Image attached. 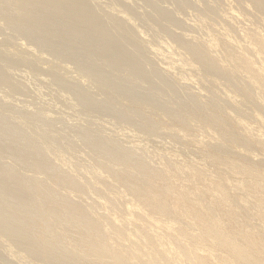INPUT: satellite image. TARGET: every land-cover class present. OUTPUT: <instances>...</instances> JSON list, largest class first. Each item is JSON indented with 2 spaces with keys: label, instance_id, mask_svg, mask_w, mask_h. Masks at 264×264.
<instances>
[{
  "label": "bare ground",
  "instance_id": "bare-ground-1",
  "mask_svg": "<svg viewBox=\"0 0 264 264\" xmlns=\"http://www.w3.org/2000/svg\"><path fill=\"white\" fill-rule=\"evenodd\" d=\"M87 1L0 0V26L6 30L11 24V28L17 25L20 29L16 35L22 34L20 37L27 36V39L29 35V39L33 41L36 38L39 42L51 40L54 48L58 50L63 47L71 52L80 48L87 53L88 58L92 57L96 64L100 62L108 72L111 71L113 78L115 74L119 75L120 71L123 81L132 83V88L142 86L139 89L142 93L143 86L147 84L144 89L147 95L138 94L139 91L138 95L125 90L118 92L122 99L118 100L127 102L128 105L119 104L122 109H118L119 107L113 106L112 101L110 106L114 107L113 110L117 109V112H114L115 118L126 120L125 124L128 121L135 122L134 125H127H131V134L137 133V138H156L166 134L171 143L175 144L159 147L152 138L153 140L149 139L147 142L153 141L157 147L153 144L155 147L149 150L152 147L147 146L151 143L149 142L145 143V149L141 150L144 147L143 138L142 146H135L132 150L126 147L127 145H118V140L112 139V136L101 138L99 133H89L86 132L87 129H81L83 132L77 137L81 141H76L80 144L82 142L85 149L91 153L89 155L87 152L89 157L91 156L88 157L90 162L87 161L89 165L85 163L90 169L89 172L84 171L88 177H83L87 179L77 178L76 174L77 179L73 177V172L78 171L73 170L75 165L73 166L71 161L73 167L69 166L70 163L66 159L57 166L43 157L42 153L45 150L50 151V148L57 153L61 150V146L53 145L55 139L49 134L45 140L39 141L38 147L33 149L32 146L31 152L23 154L24 157L21 158L24 159L19 163L21 167L18 165L20 169L27 166L28 172L37 174V177L27 176V173L22 172L21 174L19 170L9 171V166L0 162V242H3L2 238H8V241L11 239V245L5 239L3 242L8 243L7 249L4 247L7 253L14 254L12 248L17 247V250L28 252L27 254L34 258H43L56 264H264V0H226L228 3L225 5L220 4L224 2L220 0H194V25L188 26H194L199 32L195 36L186 35L181 28L178 30L177 25L173 29L183 34H172L175 30L170 32L171 29L170 33L167 31L169 34H166L163 30L166 27L167 30L171 28L165 24H177L176 17L183 15L184 11L177 10L179 0L175 12H170H174L172 15L178 14L175 18L174 15L170 17L172 15L169 10L167 13V9L158 8L160 5L156 7L153 0H145L148 10L151 9L149 12H152L149 13L150 16L148 13V16L144 14L145 11L135 13V9L132 11L134 7L129 9L128 5H122L115 0H109L110 2L105 4H108L107 13L105 9L102 10V4L100 10L104 12L98 11L99 8L96 10V5L92 6L94 4L91 5ZM185 1L180 0L179 3L186 8L188 5ZM169 2L173 3L172 0ZM187 2L189 3V0ZM191 6L186 9L191 11ZM107 7L111 13L117 12L121 17L111 14ZM137 14V18L143 17L142 21L145 18L144 24L148 23L147 26L154 25L155 29H158L155 30L157 34L163 32L166 36L169 35L167 42L164 35L163 42L158 41L161 39L155 41L158 44L155 49L159 55L157 57L164 56L160 54L165 52L164 54L170 57L165 60L171 61L168 65L165 61L167 67L161 68L159 76L156 75L158 70L145 71L144 67L149 62L143 61L144 58L141 59L139 52L143 45L149 46L148 48L150 45L151 48L157 45H152L154 42L149 43L148 39L151 38H146L147 35L143 40L144 32L141 30L138 32L142 36L139 44L129 41V28L134 25L138 27L135 24ZM156 36L155 38H158ZM75 37L90 38L91 42L84 39L85 42L82 43L81 40H75ZM105 41L108 43L103 44ZM51 47L54 50L53 46ZM19 50L12 49L8 52L13 56L20 53ZM29 52L30 50L27 53ZM26 54L24 52V55ZM149 66L146 68L150 70ZM175 66L181 71L185 66L184 71L189 67L187 72H180L185 74L180 75L185 81L194 80L197 77L194 75L198 73L199 77L195 79L198 84L205 86L209 83L214 89L217 88L219 96L215 94L216 89L213 92L212 87H208L210 93L206 91L207 87L201 88L206 91L205 94L188 92L187 87L191 84L181 85L180 95L179 91L175 94L179 87L176 90L170 87L172 80L175 83L174 79L170 83L163 77L169 75ZM151 67L153 70L154 66ZM142 68L144 72L141 74L145 75L147 72V79L142 76L139 79L140 73L136 76ZM81 73L80 76L85 78L93 72ZM2 76L0 75L1 84L6 81ZM147 76L153 79V82H148L150 80ZM202 80L206 83L202 84ZM113 85L109 82L103 88L116 89ZM156 86L162 88L159 90ZM62 96L64 97L63 94ZM83 98H80V101ZM111 98L108 97V101H111ZM2 117L3 115L1 119ZM8 119L10 118H3L5 121L0 123V147H4L0 149V153L4 151L2 155L5 156L1 155L2 160L6 157L8 160L17 158L24 147L28 149V146L33 144L26 134L24 137L17 132H8ZM22 133L24 134V131ZM161 133L163 134L159 135ZM62 136L66 137L64 134ZM14 168L16 169L15 166ZM39 174L41 178H38ZM74 194L77 197L86 195L85 202L93 196L97 200L96 203H93L95 198L94 201L92 199L93 202H87L92 205L67 200L69 195L71 197ZM5 220L8 222L6 226L3 225Z\"/></svg>",
  "mask_w": 264,
  "mask_h": 264
},
{
  "label": "rangeland",
  "instance_id": "rangeland-1",
  "mask_svg": "<svg viewBox=\"0 0 264 264\" xmlns=\"http://www.w3.org/2000/svg\"><path fill=\"white\" fill-rule=\"evenodd\" d=\"M107 1H109V0H103V1H101V0H99V1H97V0H88L87 2H89L91 5L92 4H94V5H92V6H95L96 5V10L98 9V11H101L100 9L102 8V10H104L106 13H107V11H106V6L108 5H105L106 3H109V2H107ZM126 1V2H125ZM115 0V2H117V3H121L122 5H123V3L124 4H126V5H128L130 8L129 9H131V8H133L132 9V11L134 10V11H136L135 13H138V12H143L144 13V11H145V13L144 14H146L147 15V13H148V15L150 16V14H152V12H149L151 9H149L148 10V7H147V2H145V0ZM127 1H128V3H127ZM133 1V2H132ZM152 1V0H151ZM153 1H155L156 3H153V4H156V7H158L157 5H160L158 8H160V7H163V8H165V9H167L166 10V12L168 11L169 12V14H171L172 15V13H174L175 11V9H177V10H180V11H184V13H182L183 15L181 16H179L178 14V16L176 15V13H175V15H174V17H173V15L172 16H170L171 18L173 17V18H175L176 16L178 17H176V19L175 20H177V21H175L177 24H173V23H167V24H165V25H167V26H171V28H169L168 30L166 29V28H164V26H162V25H159L160 27H162V28H164L163 30L165 31V33L167 34L168 32H169V30H170V32H172L173 30H175V29H173V28H175L176 27V25L178 26V30H179V28H181L182 30H184V32L186 33V35H188V36H195V34L196 33H198L199 34V32H197V30H196V28L194 27V26H191V27H189L190 25H194V17H193V15H192V13H194L195 12V10H196V6L193 4L195 1L194 0H189V3L187 2V0L185 1L186 3H187V5H188V7H186V8H189V6H191L192 4H193V6L195 7H193V6H191L190 7V9H191V11H189V9H186L185 8V6H182L181 4L182 3H179L180 2V0H179V2H178V4H180V5H176V3H177V0H172L173 1V3L172 2H169V0H165V1H163V0H153ZM171 1V0H170ZM220 1H226V0H220ZM230 0H228V2H229ZM97 2L99 3V4H97ZM130 2V3H129ZM159 4H158V3ZM161 2V3H160ZM175 2V3H174ZM181 2H183V0H181ZM205 2H206V0H205ZM219 2V1H218ZM220 3V4H226V3H228L227 1L225 2V3ZM142 3V4H141ZM167 3V4H166ZM170 3V4H169ZM100 4H102L103 6H101V8H100ZM136 4V5H135ZM208 4V3H207ZM99 5V6H98ZM104 5H105V8H103L104 7ZM133 5V6H132ZM146 5V6H145ZM165 5V6H164ZM205 5V4H204ZM166 6H168V7H166ZM176 6H177V8H176ZM223 6V5H222ZM182 7V8H181ZM108 8V11L110 10L109 9V7H107ZM145 9H147V10H145ZM160 9H162V8H160ZM194 9V10H193ZM164 10V9H163ZM104 11H101V12H104ZM138 11V12H137ZM146 11H148V12H146ZM171 11H174V12H172V13H170ZM110 13H111V11H109ZM114 12V11H113ZM111 13V14H115V12L114 13ZM165 12V11H164ZM167 12V13H168ZM150 13V14H149ZM191 14V15H189V14ZM116 14H117V12H116ZM115 14V15H116ZM139 14V13H138ZM138 14L135 16L136 18V25L138 26L137 28L135 27V25L132 27V28H129L130 26H127L128 28H129V31H130V35H131V39L129 40L130 41V43L131 42H135V43H138L139 44V41L141 40V38L140 37H142V39L144 40V39H146V38H151V39H148L149 41V43H152V42H154V43H152V45H157L156 47H154V46H152V48H151V45H150V48H148L147 46H142L141 48H140V54H141V59L143 60V58H144V60L143 61H147V63H148V65H150L149 66V68H150V70L148 69V68H146V67H148V65L147 66H145L144 68H145V71H146V69H147V72H149V71H154V70H158L157 71V76H159L158 75V72H160L161 71V68H163L164 69V67L166 66V65H168L170 62H168L167 60H169V58L170 57H168L166 54H164V53H162V54H160V55H164V56H161V57H157V52L155 51V49H157L158 48V44H157V42H155V41H157V39H161V40H158V41H160V42H163L165 39V37H163V39H162V36L164 35V36H166L165 35V33H161L160 31V33L161 34H157V30L155 29L156 27H154V25H152L153 27H154V29H153V27H149V25L147 26V24H144L145 23V18L143 19V21H142V16H139L138 18H137V16H138ZM180 14H181V12H180ZM118 16H120L121 17V15L120 14H117ZM147 15V16H148ZM146 16V17H147ZM189 16V17H188ZM142 17V18H141ZM182 17V18H181ZM184 17H187V18H184ZM190 17L192 18V19H190ZM184 18V19H183ZM182 21H181V20ZM182 22V24L180 23V21ZM138 21H139V23H138ZM188 21V22H187ZM190 21V22H189ZM188 24H187V23ZM192 22V23H191ZM244 24H245V22H243ZM140 24V25H139ZM143 24V25H142ZM13 24H11V26H12ZM142 25V26H141ZM151 25V24H150ZM189 25V26H188ZM240 25V24H239ZM238 25V26H239ZM246 25V24H245ZM3 26V25H2ZM11 26H9V27H7L6 28V30H3L4 28L3 27H1L0 26V28H1V33L3 32H5L4 34L2 33V35H1V33H0V75H3L2 77H3V79H4V81H5V83H0V123H1V121H5V120H7V117H9L10 119H8V121L7 122H9V129H8V132H12L13 131V134H14V132H17V133H19V135H21V136H24L25 134V136L26 137H30V139H32V141H33V144L31 143V146H28V149L26 148V149H22V150H24V151H22L21 150V152L18 154V157L16 158H9V160H8V158L6 157V158H4L3 160L1 159V155H2V153L4 152H2V153H0V162H1V164L2 165H4V166H9V171L11 170V169H13V170H11V171H14V170H19V172L21 173H23V174H25V173H27L26 175L27 176H36L37 177V174L35 175V173H32V172H28L29 171V169L27 168V166H23V168H21L20 169V165H19V163H20V161H21V159H24V158H21L22 156L24 157V155L26 154H28L27 152H31L35 147H38L39 146V143L41 142V140H45V138H47V137H53L55 140H53V145H57V146H61V150L57 153L53 148H50L49 150L50 151H44L43 153H42V155H43V157L45 156V159H47L48 158V160H50L49 162H53V164H55V165H60V164H62L61 163V161L62 162H64L65 160L64 159H66V161H69L68 163H70V161H71V163H72V165L74 166H72L71 165V163L69 164V166L71 165L72 167H73V170L74 169H76V172L77 173H75V172H73V177H75L76 178V175H77V178L78 177H81V178H84V179H87V178H85V177H88V176H86V174H85V172H89L90 171V169L87 167L88 165H89V158L91 157H89V155H91V153H89V151L87 150V149H85V147L83 146V143L81 142V144L80 143H78V141L80 140V139H77V137L79 136L78 134H80V132L82 133L84 130H86V132H88L89 131V133H99L100 134V136L99 137H101V138H104L105 136H112V139H114V140H118L117 141V144L118 143H120V144H124L126 147H130V148H132V150H133V148H135V146H139V145H141L142 146V144H143V142H144V147H142V149L141 150H143V149H145V143L147 144V143H149V142H151L150 144H147V146L150 148V146L152 145V147L149 149V150H151L152 148H153V146L155 145L154 144V142L156 143V145L157 146H159V147H164V146H167L168 147V145L169 146H172L173 144H175V143H171V140L168 138V136L166 135V134H163V133H161V134H159V135H162V136H158V137H156V138H154V137H152V138H154V142L153 141H149V142H147V140H153L152 138H150V137H146L147 139H145V137H142V136H140V137H135V135H137V133H132L131 134V131H130V129H132V128H130V126H128L127 124L129 123V124H132V125H134V124H136L135 122H129L128 121V123L127 124H125L124 122H126V120L125 121H121V120H119V119H117V118H115L116 116L114 115L116 112H117V109L114 111L113 110V108L115 107V108H118L119 107V104H125V105H128V103L126 102H122L121 100V97H120V94L118 93V92H121V91H123V90H125V91H127V92H130V93H133V94H135V95H138V94H143V95H147L148 93H147V91L145 90L144 91V89H145V87H147V84H145L146 86H143V92L144 93H142L141 92V90H139L140 88H142V86L140 87H136L138 90H136V88H132V83H127L126 81H123V79L121 78V72L119 71V75H117V74H115L116 76H114V78H113V75L114 74H112V72L110 73V72H108V70H106L105 69V67H103L104 65H102V64H100V62H99V64L97 63L96 64V62L92 59V57H91V59L90 58H88V56H87V53L85 52V51H81L80 50V48H78V50L76 49V50H71V52H69L67 49H65V48H63V47H59V50L57 49V48H54V45H53V42L51 43V40L49 41L48 39H46V40H42V42H39V41H36V38L34 39L36 42H39V43H36L34 40L32 41L31 39H29V35H28V39H27V36H21L20 37V35H22V34H18V35H16L18 32V30L20 29L17 25H15V27H18L17 29L14 27H12L11 28ZM140 26V27H139ZM173 26V27H172ZM241 26H242V24H241ZM11 28V29H10ZM191 28L193 29V30H191ZM146 29V30H145ZM177 29V28H176ZM180 29V31L179 32H181L182 30ZM194 29H195V31H194ZM11 30L13 31V32H11ZM140 30H141V32H144L143 34H145V35H143L142 34V36H141V33H138V32H140ZM153 30V31H152ZM156 30V31H155ZM162 30V31H163ZM186 30V31H185ZM190 30V31H189ZM135 31V32H134ZM155 31V32H154ZM168 31V32H167ZM192 31L193 32H195V33H192ZM9 32V33H8ZM113 32V31H112ZM154 32V33H153ZM169 32V33H170ZM183 34V32L182 33H178V31L177 30H175V31H173L172 32V34ZM191 34H190V33ZM14 33V34H13ZM114 33V32H113ZM149 33V34H148ZM168 33V34H169ZM189 33V34H188ZM24 35H26L25 33H23ZM115 34V33H114ZM140 34V35H139ZM172 34H170V35H172ZM198 34H196V35H198ZM5 35H7V36H5ZM147 35V37L146 38H144V36H146ZM149 35H152V36H149ZM156 35H159V36H161V37H158V36H156ZM5 36V37H4ZM12 36V37H11ZM155 36L156 37H158V38H155ZM3 37V38H2ZM17 37V38H16ZM23 37V38H22ZM24 37H26V38H24ZM33 37V36H32ZM37 37V36H36ZM169 38V35L168 36H166V38ZM5 38V39H4ZM66 37H64V39H65ZM132 38H134L133 40H132ZM135 38L137 39V40H135ZM139 38V39H138ZM166 39L165 41L167 42V40H169V39ZM1 39H2V42H1ZM8 39V40H7ZM33 39V38H32ZM78 40L79 42H81L82 41V43H84L85 42V40H87V41H89V43L91 42V40H90V38H81V37H75V40ZM85 39V40H84ZM89 39V40H88ZM154 39V40H153ZM156 39V40H155ZM6 41V42H4V41ZM28 40H29V42L30 43H28ZM37 40H38V38H37ZM81 40V41H80ZM105 40V39H104ZM103 40V41H104ZM106 40H108V39H106ZM135 40V41H134ZM8 41V42H7ZM27 41V42H26ZM31 41H32V44H31ZM86 41V43H88ZM109 41V40H108ZM108 41H107V43H108ZM137 41V42H136ZM12 42V43H11ZM160 42H158L159 43V45L161 44ZM5 43H7V44H5ZM10 43H11V45H10ZM51 43V44H50ZM88 43V44H89ZM103 43V42H102ZM106 43V41L103 43V44H107ZM21 44V45H20ZM28 44V45H27ZM45 44V45H44ZM6 45V46H5ZM33 45H35V46H33ZM162 45V44H161ZM4 46V47H3ZM11 46V47H10ZM18 46H21V47H19L18 48ZM24 46V47H23ZM26 46V47H25ZM41 46V47H40ZM51 46H53V48H54V50L52 49V47ZM17 47V48H16ZM145 47H147V48H145ZM162 47H164V46H162ZM5 48V49H4ZM25 48H26V51H24L25 50ZM40 48V49H39ZM41 48H42V50H41ZM62 48V49H61ZM128 48H130V47H128ZM5 51H4V50ZM12 49L14 50V49H17V50H19V52L20 53H18V54H16V55H9V52L8 51H12ZM22 49H23V51L25 52V54L30 50V54L33 56H29L30 54L29 53H27L26 55H24V52L22 51ZM27 49H29V50H27ZM145 49V50H144ZM150 49V50H149ZM2 50V51H1ZM58 50V51H57ZM62 50H66L65 52L64 51H62ZM39 51H42V52H39ZM22 52V53H21ZM55 52V53H54ZM61 52V53H60ZM152 52V53H151ZM51 53H53V54H51ZM70 53V54H69ZM159 53V52H158ZM8 56H7V55ZM29 54V55H28ZM67 54H69V55H67ZM47 55V56H46ZM66 55V56H65ZM73 55V56H72ZM155 55V56H154ZM165 55H166V57H165ZM18 56V57H17ZM28 56V57H27ZM45 56V57H44ZM71 56V57H70ZM79 56V57H78ZM81 56V57H80ZM153 56V57H152ZM159 56V55H158ZM12 57V58H11ZM32 57V58H31ZM49 57V58H48ZM87 57V58H86ZM148 57V58H147ZM150 57V58H149ZM164 59H163V58ZM168 57V58H167ZM26 58V59H25ZM157 58V59H156ZM167 58V60H165ZM173 58H175L176 59V57H173ZM26 60V61H24V60ZM29 59V60H28ZM76 59V60H75ZM163 61H162V60ZM8 60H9V62H8ZM12 60V61H11ZM35 60V61H34ZM39 60V61H38ZM78 60V61H77ZM151 60V61H150ZM2 61V62H1ZM19 61V62H18ZM101 61V60H100ZM154 61V62H153ZM159 61H161V62H159ZM165 61L166 62H168L167 64L165 63ZM33 62V63H32ZM42 62H44V63H42ZM61 62V63H60ZM74 62V63H73ZM151 62V63H150ZM153 62V63H152ZM158 62V63H157ZM102 63V62H101ZM49 64V65H48ZM64 64V65H63ZM160 64V65H159ZM166 64V65H165ZM46 65H47V67H46ZM53 65V66H52ZM100 65V66H99ZM64 66V67H63ZM67 66V67H66ZM70 66V67H69ZM81 66V67H80ZM151 66H154L153 67V70L151 69L152 67ZM49 67H50V69H49ZM75 67H76V69H75ZM167 67V66H166ZM13 68V69H12ZM66 69V72H65V69ZM69 69V71H67L68 69ZM96 68V69H95ZM144 68H142L141 69V71L140 72H137L138 74H136V76L137 75H139V73H140V75H139V79H140V77L142 76L143 77V79H145L146 78V74H147V72H145V75H142L143 74V72H144ZM156 68V69H155ZM176 68H178L177 66H175L174 67V69L172 70L171 69V71L169 72V75H170V77H169V75L167 74V75H163V77H164V80H167V81H171L172 79H174V81H175V83L173 82V80H172V86H170L171 88H172V90H176L178 87V89L175 91V94H178L179 93V95H180V93H181V85H184V84H186V85H188V84H191L189 87H187L188 89V92L189 91H191L192 93H200V94H205V92L206 91H208L209 89H212L214 86H211L209 83L207 84L205 81H201V83L203 84L204 82L206 83H204L205 84V86H201V85H199L198 84V82L195 80L197 77H199V75H197L198 73H196L195 75H194V77L195 76H197V77H195L194 78V80L192 79V80H190L189 78V81H187V79H186V81H185V79H183V77H180V75L183 73V71H184V69H186V66H185V68L181 71V69H176ZM11 69V70H10ZM27 69V70H26ZM78 69V70H77ZM79 69H81V70H79ZM104 69V70H103ZM47 70H48V72H47ZM189 70V67H187V71ZM6 71V72H5ZM8 71V72H7ZM60 71H62V72H60ZM80 71V72H79ZM175 71H177V72H175ZM186 71V70H185ZM185 71H184V73H185ZM186 71V72H187ZM29 72V73H28ZM41 72H42V74H41ZM69 72V73H68ZM81 72H93V73H90V74H88V76H86V77H88V78H82L83 77V75L82 76H80L82 73ZM102 72V73H101ZM141 72H142V74H141ZM174 72V73H173ZM180 72H182V73H180ZM2 73V74H1ZM7 73V74H6ZM75 73H76V75H75ZM81 73V74H80ZM156 73V72H155ZM161 73V72H160ZM178 73H180L179 75H178ZM5 74V75H4ZM13 74V75H12ZM39 74V75H38ZM71 74V75H70ZM108 74V75H107ZM177 74V75H176ZM44 75V76H43ZM54 77H53V76ZM108 77H110V78H108ZM148 75H149V73H148ZM185 76V74H182V76ZM5 76V77H4ZM90 76H92V78L90 77ZM112 76V77H111ZM118 76H120V77H118ZM150 76V75H149ZM201 76V75H200ZM39 77V78H38ZM51 79H50V78ZM117 77V78H116ZM138 77V76H137ZM141 77V78H142ZM145 77V78H144ZM148 77V76H147ZM176 77H177V79L179 78V79H183L182 81L180 80L179 81V79H178V81H179V83L180 84H178V81H177V79H176ZM47 78H49V79H47ZM82 78V79H81ZM122 80H121V79ZM149 78V77H148ZM186 78H187V75H186ZM38 79H40V80H38ZM42 79V80H41ZM73 79V80H72ZM75 79V80H74ZM97 79V80H96ZM112 79V80H111ZM115 79V80H114ZM120 79V80H119ZM147 79V78H146ZM86 80H89V81H86ZM92 82H91V81ZM149 80L150 81H148V82H153V79H150L149 78ZM199 80H200V78H199ZM78 81V82H77ZM99 81L101 82V83H99ZM112 81V82H111ZM146 81V80H145ZM146 81V82H147ZM12 82H14V83H12ZM52 82V83H51ZM75 82H77V83H75ZM88 82V83H87ZM112 83V85L116 88V89H111V90H105L103 87H105L108 83ZM183 82V83H182ZM194 82V83H193ZM171 83V82H170ZM121 84V85H120ZM123 84V85H122ZM173 84H175V86H173ZM84 85V86H83ZM88 85V86H87ZM178 85V86H177ZM193 85V86H192ZM2 86V87H1ZM8 86V87H7ZM15 86V87H14ZM18 86V87H17ZM87 86V87H86ZM118 86V87H117ZM192 86V87H191ZM17 87V88H16ZM56 88L55 90H54V88ZM72 87V88H71ZM134 87V86H133ZM198 87V88H197ZM203 87V89H204V87L206 88V91L205 90H202L201 88ZM208 87H209V89H208ZM212 87V88H211ZM19 88V89H18ZM71 88V89H70ZM87 88V89H86ZM102 88H103V90H102ZM156 88H158L159 89V87L158 86H156ZM162 88V86H160V89ZM14 89H16V90H14ZM79 89V90H78ZM129 89H131L130 91H129ZM159 89V90H160ZM216 89V91H217V93H215L217 96H219V91L217 90V88H215ZM215 89L213 88L212 90H213V92H215ZM81 90V91H80ZM95 90V91H94ZM113 90V91H112ZM5 91V92H4ZM18 91V92H17ZM20 91V92H19ZM21 91H22V93H21ZM79 91H80V93H81V95H80V93H79ZM104 91V92H103ZM115 91V92H114ZM137 91H139L140 93H138ZM155 91V90H154ZM156 91H157V89H156ZM179 91V92H178ZM197 91V92H196ZM57 92V93H56ZM60 92H62V93H60ZM64 92H65V94H66V96H65V94H64ZM96 92V93H95ZM105 92H107V93H105ZM112 92H114V93H112ZM178 92V93H177ZM209 92V91H208ZM208 92H207V94H208ZM212 92V93H213ZM17 93H19V94H17ZM20 93H21V95H20ZM60 93V94H59ZM116 93L118 94V96H115L116 95ZM138 93V94H137ZM146 93V94H145ZM210 93V92H209ZM62 94L64 95V97L62 96ZM83 94V95H82ZM96 94V95H95ZM100 94V95H99ZM108 94V95H107ZM112 94V95H111ZM23 95V96H22ZM36 95V96H35ZM38 95V96H37ZM80 95V96H79ZM9 96V97H8ZM96 96V97H95ZM35 97V98H34ZM84 97V98H83ZM100 97V98H99ZM111 98V97H113V98H115V99H113V98H111L110 100L111 101H108V99L107 98ZM117 97V98H116ZM2 98V99H1ZM73 100H72V99ZM80 98H83L82 99V101H80L81 99ZM86 98V99H85ZM97 98H99V99H97ZM118 98L119 99H121V100H118ZM36 101H35V100ZM95 99V100H94ZM105 99V100H104ZM106 99H107V101H106ZM113 99V100H112ZM6 100H7V102H9L8 104H7V102H6ZM86 100V101H85ZM34 101V102H33ZM72 102V103H70V102ZM73 101H75L74 103H73ZM94 101H95V105H94ZM106 101V102H105ZM112 101H113V103H112ZM22 102V103H21ZM78 102V103H77ZM116 102V103H115ZM118 102V103H117ZM120 102H122V103H120ZM39 103V104H38ZM23 104V105H22ZM28 104V105H27ZM38 104V105H37ZM76 104V105H75ZM78 104V105H77ZM86 105V107H85V105ZM100 104V105H99ZM103 104H105V105H103ZM111 104H113V106L114 107H112V106H110ZM116 104L118 105L117 107H116ZM1 105H3V106H1ZM7 105V106H6ZM11 105V106H10ZM34 105V106H33ZM52 105H53V107H52ZM71 105V106H70ZM84 105V106H83ZM97 105V106H96ZM124 105V106H125ZM15 106V107H14ZM23 106V107H22ZM41 106V107H40ZM73 106V107H72ZM76 106V107H75ZM6 107V108H5ZM31 107V108H30ZM75 107V108H74ZM83 107V108H82ZM103 107L105 108L104 110H103ZM1 108H2V111H1ZM10 108H12V110L10 109ZM13 108H14V110H13ZM45 108V109H44ZM72 110H71V109ZM74 108V109H73ZM77 108V109H76ZM88 108V109H87ZM91 108V109H90ZM108 108V109H107ZM7 109H9L10 110V112H9V110H7ZM76 109V110H75ZM118 109H122V108H118ZM7 110V111H6ZM24 110L25 111H27V112H24ZM30 110V111H29ZM42 110V111H41ZM45 111V112H44ZM49 111V112H48ZM8 112V113H7ZM30 114H29V113ZM48 112V113H47ZM115 112V113H114ZM5 113V114H4ZM35 113V114H34ZM45 113L49 116V117H47V115H45ZM68 113V115H66ZM73 113V114H72ZM74 113H77V114H74ZM91 113H93V114H91ZM15 114V115H14ZM19 114H21V115H19ZM89 114V115H88ZM3 115V117H2V119L3 118H5V120H2L1 119V116ZM18 115V116H17ZM26 115V117H24ZM28 115V116H27ZM101 115V116H100ZM19 116H21V117H19ZM30 116H32V117H30ZM103 116V117H102ZM24 117V118H23ZM37 117V118H36ZM46 117H47V119H46ZM63 117V118H62ZM85 119H84V118ZM93 117V118H92ZM101 117V118H100ZM18 118V119H17ZM32 118V119H31ZM49 118V119H48ZM65 118V119H64ZM76 120H75V119ZM83 119V120H81V119ZM89 118V119H88ZM92 120H91V119ZM111 118H112V120H111ZM114 118V119H113ZM52 119V120H51ZM70 119V120H69ZM73 119H74V121H73ZM80 119V120H79ZM87 119V120H86ZM22 120V121H21ZM51 120V121H50ZM54 120V121H53ZM17 121V122H16ZM20 121V122H19ZM24 121H25V124H24ZM35 121V122H34ZM72 121V122H71ZM82 121H84V122H82ZM92 121V122H91ZM122 122V124H121V122ZM53 122V123H52ZM65 122V123H64ZM90 122V123H89ZM18 123H19V125H18ZM72 123V124H71ZM74 123V124H73ZM83 123H84V126H83ZM91 123H93V124H91ZM17 124V125H16ZM46 124V125H45ZM52 124V125H51ZM13 125L15 126V127H17V128H15V127H13ZM22 125V126H21ZM63 125V126H62ZM76 126V127H74V126ZM80 125V126H79ZM91 125V126H90ZM125 125V126H124ZM26 127V128H24V127ZM50 126V127H49ZM82 126V127H81ZM109 126H111V128L109 127ZM7 127V126H6ZM55 127V128H54ZM64 127V128H63ZM85 129H84V128ZM87 127V128H86ZM124 127V128H123ZM126 127H128L129 128V130L126 128ZM46 128V129H45ZM77 128V129H76ZM107 128V129H106ZM110 128V129H109ZM15 129H17V130H15ZM51 129V130H50ZM76 129V130H75ZM83 131H82V130ZM109 129V130H108ZM126 129V130H125ZM19 130V131H18ZM20 130H22V131H24V134L22 133V131H20ZM26 130V131H25ZM60 130V131H59ZM105 130H107V131H105ZM112 130V131H111ZM116 131V132H114V131ZM29 131V132H28ZM70 131V132H69ZM91 131V132H90ZM99 131V132H98ZM118 131V132H117ZM121 131H123V132H121ZM43 132V133H42ZM79 132V133H78ZM22 133V134H21ZM40 135H39V134ZM62 133V134H61ZM111 133V134H110ZM116 133V134H115ZM16 134V133H15ZM48 134H49V136H48ZM64 134V137L65 138H63V135ZM96 134V135H97ZM114 136H113V135ZM122 134V135H121ZM134 134V135H133ZM77 135V136H76ZM24 136V137H25ZM43 136H45V137H43ZM54 136H56V137H54ZM120 136V137H119ZM134 136V137H133ZM138 136V135H137ZM165 136V137H164ZM34 139H33V138ZM59 137H61V139L59 138ZM75 137V138H74ZM162 137V138H161ZM167 137V138H166ZM43 138V139H42ZM116 138V139H115ZM123 140H122V139ZM140 138V139H139ZM144 138V139H143ZM140 141H139V140ZM143 139V142L141 141ZM162 139H165V140H162ZM65 142H64V141ZM76 140H78V141H76ZM136 140H138V142L136 141ZM168 140V141H167ZM38 141V142H37ZM40 141V142H39ZM81 141V140H80ZM79 141V142H80ZM121 141V142H120ZM126 141V142H125ZM146 141V142H145ZM158 141V142H157ZM170 141V142H169ZM57 142V143H56ZM64 142V143H63ZM141 142V143H140ZM37 143V144H36ZM61 143V144H60ZM128 143V144H127ZM159 143H161V144H159ZM168 143V144H167ZM5 144H7V143H5ZM79 144V145H78ZM120 144H118V145H120ZM137 144V145H136ZM154 144V145H153ZM123 145V146H124ZM150 145V146H149ZM155 145V146H156ZM33 146V149L31 148ZM82 146H83V148H82ZM154 146V147H155ZM156 146V147H157ZM158 147V148H159ZM1 148H4V147H0V149ZM72 148V149H71ZM137 148V147H136ZM139 149L141 148V147H138ZM78 149H80V150H78ZM146 149H148L147 147H146ZM3 150V149H2ZM27 150V151H26ZM71 150V151H70ZM73 150V151H72ZM140 150V151H141ZM137 151L138 150H136V153H137ZM0 152H1V150H0ZM46 152V153H45ZM54 152V153H53ZM62 152V153H61ZM65 154H64V153ZM89 153V155H88V153ZM133 152V151H132ZM21 153H22V155H21ZM52 153V154H51ZM83 153V154H82ZM138 153H140V152H138ZM24 154V155H23ZM46 154H47V156H46ZM56 154V155H55ZM55 155V156H54ZM59 155V156H58ZM82 155V157H80ZM87 155V156H86ZM3 156V155H2ZM3 157H5V156H3ZM53 157V158H52ZM55 157H56V159H55ZM80 157V158H79ZM87 157V158H86ZM89 157V158H88ZM52 158V159H51ZM70 158V159H69ZM10 159H12V161H10ZM16 159H17V161H16ZM53 159H55L54 161H53ZM82 160H84V161H82ZM8 161V162H7ZM16 161V162H15ZM19 161V162H18ZM87 161H89V162H87ZM6 162V163H5ZM55 162V163H54ZM84 162V163H83ZM17 163V164H16ZM78 163V164H77ZM81 163V164H80ZM85 163L86 164H88V165H85ZM5 164H7V165H5ZM9 164V165H8ZM11 164V165H10ZM15 164V165H14ZM17 165V166H16ZM20 167H19V166ZM14 166L16 167V169L14 168ZM83 166V168L85 167V169H83V168H81V167ZM18 167V168H17ZM26 167V168H25ZM64 167H66V166H64ZM77 167V168H76ZM90 167V166H89ZM24 168H25V170H24ZM60 168V167H59ZM58 168V170H60ZM88 168V169H87ZM21 170V171H20ZM27 171V172H26ZM75 171V170H74ZM85 171V172H84ZM21 173V174H22ZM32 173V174H31ZM80 173V174H79ZM83 175H82V174ZM76 174V175H75ZM40 175V174H39ZM85 175V177H83ZM42 176L40 175V176H38V178H41ZM76 178V179H77ZM54 187V186H53ZM56 189L58 188V187H55ZM22 189V188H21ZM85 191H87V189H85ZM84 194H87V193H85L84 192ZM75 194L72 196L71 195V197H70V195L67 197V200H74V202H76V203H81V204H84V202H85V197H86V195L83 197V196H81V197H83L82 199H81V197L80 196H78L77 197V195L75 196ZM77 197V199H74V198H76ZM69 198H72V199H69ZM93 198H95L94 196L92 197V198H90V200H87V202H93L94 201V199ZM92 199H93V201H92ZM75 200H77V201H75ZM96 198H95V201L93 202V203H96ZM79 201V202H78ZM87 202H85L86 204H88ZM90 205H92L91 203H89ZM88 204V205H89ZM28 205V204H27ZM26 205V206H27ZM94 206H95V204H93ZM99 213H101V210L99 211ZM7 220V219H6ZM5 220V223L3 224V225H7L6 224V221ZM8 223V222H7ZM1 239V238H0ZM3 239V242H4V239H5V241L7 240L8 241V238H2ZM10 240L11 239H9V241H8V243L10 242ZM2 241L0 242V264H56V263H52V262H50V261H48V260H45V259H43V258H41V259H38V258H34V257H32V256H30L31 254H27L28 252H21V251H19V250H17L16 248L15 249H13L12 248V253H13V251H14V254H11V255H9L8 253H7V251H6V249H7V247L6 246H8V245H6V244H8L7 242H6V244H4ZM13 242V241H12ZM12 243L10 242L9 243V245H11ZM4 247H6V249L4 248ZM18 249H20V248H18ZM6 251V252H5ZM11 256V257H10ZM14 256V257H13ZM5 257H7V258H5ZM10 258H12V259H10ZM18 258V259H17ZM2 259V260H1ZM8 259V260H7ZM14 259V260H13ZM12 262V263H11Z\"/></svg>",
  "mask_w": 264,
  "mask_h": 264
}]
</instances>
